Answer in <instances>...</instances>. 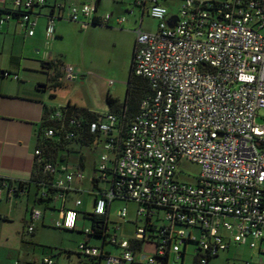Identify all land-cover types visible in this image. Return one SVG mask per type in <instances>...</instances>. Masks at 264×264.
Segmentation results:
<instances>
[{
  "label": "built area",
  "instance_id": "2783aa9c",
  "mask_svg": "<svg viewBox=\"0 0 264 264\" xmlns=\"http://www.w3.org/2000/svg\"><path fill=\"white\" fill-rule=\"evenodd\" d=\"M46 3L0 0V29L17 16L28 36H34ZM135 3L147 7L158 21L154 33L136 31L134 51L135 74L149 81L152 94L143 100L118 153L117 116L107 112L92 125L93 132L100 130L107 138L101 143L96 179L103 182L111 169L119 175L116 190L101 186V191H94V214L106 215L119 196L132 201L135 219L144 221L137 220L133 239L145 240L152 233L147 221L163 236L153 244L154 252L144 256L146 264H164L172 255L180 260L190 244L203 255L201 264L233 245L256 250L257 264H264V124L258 123L264 118V0H182L177 15H171L161 0ZM63 17L93 25L97 7L57 3L48 14L47 40L54 39L56 20ZM98 19L109 25L113 15ZM125 21L119 18L116 24ZM63 71L65 81L77 80L74 67ZM60 116L57 111L52 119ZM53 135V129L45 133L48 138ZM183 160L200 166L195 182L180 178ZM68 170L45 165V172L55 176V186L66 192L75 178H85L83 172ZM80 206L82 200L76 202ZM42 215L40 209L33 210L29 233ZM129 215L127 206L118 212L124 222ZM79 217L76 208L66 209L57 226L77 230ZM110 224L108 244L120 249V255L86 242L79 246L81 254L102 264L141 262L143 253L136 252L129 239L110 233ZM85 232L93 234L92 229ZM43 264L55 262L45 258Z\"/></svg>",
  "mask_w": 264,
  "mask_h": 264
},
{
  "label": "crops",
  "instance_id": "0c3cea01",
  "mask_svg": "<svg viewBox=\"0 0 264 264\" xmlns=\"http://www.w3.org/2000/svg\"><path fill=\"white\" fill-rule=\"evenodd\" d=\"M61 1L67 8L74 5L94 4L97 7L98 18H103L109 13L113 15V19L109 25L96 26L111 28L112 25H116L117 19L123 17V14L126 13L133 16H137V14L141 15L139 27L141 28L144 17L146 15L149 16L147 7L136 4L135 0ZM161 1L162 5L165 6V3L170 0ZM54 2L55 0H50L49 4L53 5ZM181 3L182 0L180 1V5ZM49 13L50 9L48 8L40 10L34 36H28L26 29L22 27L18 19L7 22L0 29V178L11 181L14 187H17L18 182H28L31 180L36 159L37 133L41 127L46 109L60 108L66 105L62 103L57 104L56 92H49L50 97H48V90L54 84L48 79V73L51 71L46 72L50 70L49 62L58 60L59 56L63 55L60 42L67 37L66 26L71 21L66 17L56 20L55 37L51 40L53 45L50 41L48 43V46L50 45L51 47V52L49 54L44 53L41 60L42 63H39L47 68L46 71L41 70L37 62L33 64L25 62L27 60L25 58L27 48L29 46L41 48L45 38H47L46 30L49 24ZM76 24L81 25L82 29L95 26H86L82 23ZM37 52L40 51L38 50ZM4 72L9 73V75L6 76ZM76 72L78 73L77 79H79L80 71L76 69ZM48 81L50 82L48 83ZM44 85L47 87H44ZM92 111L100 114L108 112V110L103 112L95 109H92ZM98 147H101V145ZM97 151L93 152V163H89V165H85L84 167H79L78 165L68 167V171L83 172L85 178H75L71 189L65 195L56 197L52 209L37 207L34 197L35 188H32L28 192L20 191L19 193H16L14 188L2 187L0 189V231H2L0 233V264H32L33 258L37 264V257H34V252L40 249L39 245H49L53 248H59L57 245L58 241L54 237L55 233H62L65 230L57 226V222L62 220L64 210L76 208L80 213H94V180L96 179V169L98 168L100 157L99 154V156L97 155ZM89 168L93 170L91 176L86 174V170ZM103 185L101 186L103 187ZM78 200H82V206L77 208L76 202ZM86 203L90 204L92 210H87ZM114 203L109 211L111 222ZM123 206L125 205H122L119 210ZM35 209L42 211V220L37 223L35 231L29 233V227L32 224V213ZM119 210H117V214ZM133 213L135 217V211ZM79 216L78 229L70 232L80 233L83 230L91 229V227L87 228L85 223L82 224L83 227H80L81 221H86V218L82 214ZM132 221H135V218L134 220L128 219L125 222L116 223L119 228L117 230H115L114 226L110 227L109 225L110 233L116 232L119 238L128 239L133 235L126 223L130 224ZM31 236V239L26 240V238H30ZM85 236L84 242L89 241L91 246H95L91 243L92 238L87 235ZM95 247H103L106 252L112 255H120L121 253L120 249L112 247L109 244L102 246V242L101 246ZM57 250L53 249L50 255H44V259L47 258L45 256H49L55 264H60V259L57 257L64 255L66 264H102L86 258L81 254L79 249L71 250L64 247V249ZM154 250V245H146L140 261L145 262L144 256H149ZM172 256H170L169 262H171ZM61 261H63V258H61Z\"/></svg>",
  "mask_w": 264,
  "mask_h": 264
},
{
  "label": "rangeland",
  "instance_id": "374dc122",
  "mask_svg": "<svg viewBox=\"0 0 264 264\" xmlns=\"http://www.w3.org/2000/svg\"><path fill=\"white\" fill-rule=\"evenodd\" d=\"M181 0H170L165 3V7L168 9L171 15H177L179 12ZM115 11V10H113ZM124 13V12H123ZM122 13V14H123ZM110 14V13H109ZM121 19H125L124 25L120 26L114 24L111 28L106 26H91L86 29H82L81 25L68 22L66 26L67 37L60 42L63 55L59 56L56 60L57 63L65 66H72L79 72V79L72 83H68L61 78L62 85L60 88L55 89L50 86L49 92L57 93L56 100L58 103L67 104L71 102L81 108L95 109L97 111L105 112L108 110L107 96L111 95L117 98L122 103L125 102L127 97V91L130 79V70L132 66V60L136 45V31L141 24V15L133 16L129 14H123ZM145 32L154 33L158 29V21L150 16H145L141 26ZM49 40L45 38L44 44L41 48L29 46L26 51L25 62L42 63V56L44 53H50ZM50 43L53 45L52 41ZM40 52H37V51ZM24 58V56L22 55ZM41 70H47L43 64H39ZM51 71V72H49ZM49 72V73H48ZM46 73L49 74V80L57 74L56 69H50ZM50 81H48L49 83ZM71 100V101H70ZM54 101V100H53ZM60 107V106H59ZM259 124H264V118L258 119ZM96 147L82 149V155L86 157L85 165L93 163V152ZM103 153V148L98 147L97 155ZM98 155V156H99ZM79 156L71 157V165H78ZM81 167V165H78ZM178 173L183 181L195 182L196 178L201 173L199 165L183 160L178 167ZM86 174L91 176L93 170L91 168L86 170ZM124 205L122 202H115L113 206V212L111 215L113 227L115 224L123 220L118 217L117 210ZM130 210L129 219L134 220V211L136 205L129 203L127 205ZM87 210H92L89 203H86ZM124 222V221H123ZM131 222V221H130ZM86 224L87 228L91 227L89 220L81 221L82 224ZM129 226L132 235L135 234V226L132 223H126ZM82 229V228H81ZM2 233V231H0ZM85 235L76 232L62 231V233H55V239L58 241L59 248H53L49 245H39L40 249L34 252V257H37V264H42L44 255H50L53 249H64V247L71 250L79 249V245L84 242ZM32 236L27 239H31ZM92 245L101 246V241L92 239ZM184 249V248H183ZM57 250V251H58ZM194 245L190 244L187 247L186 259L183 264H193L194 262ZM1 256V255H0ZM33 256V255H32ZM50 258L49 256H45ZM60 264L65 263V256L59 255ZM63 258V261H61ZM258 254L256 250L251 249L249 246H236L233 245L229 251L222 252L220 256L210 262V264H257ZM32 264L34 258L32 259ZM170 264H182L181 260H177L176 256H172Z\"/></svg>",
  "mask_w": 264,
  "mask_h": 264
},
{
  "label": "trees",
  "instance_id": "16d2710c",
  "mask_svg": "<svg viewBox=\"0 0 264 264\" xmlns=\"http://www.w3.org/2000/svg\"><path fill=\"white\" fill-rule=\"evenodd\" d=\"M62 1L55 0L53 5ZM47 0L46 5L42 8H48L52 12L54 6ZM17 19V16L15 17ZM93 25H101L99 19L96 18L93 21ZM50 69H56L57 74L51 78L53 88H60L62 85L61 78L64 77L63 65L57 63L56 60L49 62ZM134 56L132 60L129 86L127 91V97L124 103L111 95L107 96L108 113H112L117 116V134L115 138L116 152L122 150L125 140L127 138L129 128L139 115L141 110V104L143 100L152 94V89L148 80L139 77L134 71ZM7 73V72H4ZM9 74V73H7ZM44 87H47L44 85ZM57 111H60L61 116L58 119H52ZM104 116L100 113L92 111L90 109L81 108L72 102H68L65 106L60 108H47L43 117L41 127L37 133V150L41 152L40 156H36L35 164L31 180L28 182H18L17 187H14L11 181L0 178V184H6L9 188H14L16 193L20 191H30L35 188V204L37 207H43L45 209H52L54 206V200L56 197L65 195L67 192L60 190L55 186V176L45 172V165L52 163L55 166L61 167L71 166V157L79 156L78 165L85 166L86 157L82 155L81 150L92 148L97 151L98 146L101 145L107 138L100 130L92 131V125L103 119ZM48 129L54 130V135L50 138L45 136ZM96 173L98 170L96 169ZM97 178V177H95ZM107 179L101 182L100 179L94 180V191H101V185L106 189H115L116 183L119 179V175L114 169L107 171ZM116 201L124 203L127 206L129 203H133L129 199L123 196H119ZM110 207V206H109ZM128 207V206H127ZM129 208V207H128ZM107 209H109L107 207ZM85 215L86 220L91 223V229L93 234H87L85 230L80 233L87 235L90 238L100 240L102 246L108 245V239L110 237L107 234L108 224L110 222L109 211L106 215L99 216L94 213H80L79 215ZM138 219L132 221V224L136 227L138 225ZM144 223L143 220H138ZM148 230L152 231L145 240H134L133 236L128 239L133 245V249L136 252H143L146 245L157 244V241L163 238L160 231L155 230L154 227L147 221ZM66 230V229H65ZM68 231V230H66ZM75 231V230H74ZM158 234V235H157ZM86 243H90L86 241ZM189 243H192L189 241ZM187 247H185L181 253L182 264L185 261L187 254ZM201 258L203 255L200 252H194L193 264H201ZM208 263L212 261L208 257ZM133 264H146L145 262H134ZM164 264H169V256L164 259Z\"/></svg>",
  "mask_w": 264,
  "mask_h": 264
}]
</instances>
